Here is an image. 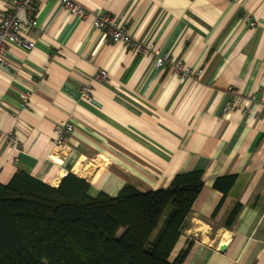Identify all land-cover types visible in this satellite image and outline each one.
Listing matches in <instances>:
<instances>
[{
	"label": "crops",
	"instance_id": "crops-1",
	"mask_svg": "<svg viewBox=\"0 0 264 264\" xmlns=\"http://www.w3.org/2000/svg\"><path fill=\"white\" fill-rule=\"evenodd\" d=\"M73 1L84 17L63 0H35L34 47L6 45L0 183L25 170L56 187L72 173L91 195L115 197L125 184L165 188L174 174L201 170L171 259L190 240L182 264H264V0ZM6 11L0 0V17ZM99 12L147 51L95 29ZM157 54L169 58L158 68ZM178 61L193 72L182 81ZM65 120L74 130L57 151L53 128ZM229 174L235 180L221 201L212 184Z\"/></svg>",
	"mask_w": 264,
	"mask_h": 264
},
{
	"label": "trees",
	"instance_id": "trees-1",
	"mask_svg": "<svg viewBox=\"0 0 264 264\" xmlns=\"http://www.w3.org/2000/svg\"><path fill=\"white\" fill-rule=\"evenodd\" d=\"M203 172L176 173L165 188L125 184L91 195L72 173L56 187L16 170L0 183V264H182L192 242L170 255L202 186ZM234 174L212 186L226 196ZM220 201V202H221ZM239 204L226 221L230 225Z\"/></svg>",
	"mask_w": 264,
	"mask_h": 264
},
{
	"label": "built area",
	"instance_id": "built-area-1",
	"mask_svg": "<svg viewBox=\"0 0 264 264\" xmlns=\"http://www.w3.org/2000/svg\"><path fill=\"white\" fill-rule=\"evenodd\" d=\"M7 11L0 17V66H5L6 45L14 43L25 50H31L34 42L29 38V31L35 25V0H6ZM65 8L77 17H84L85 9L73 0H63ZM254 26V22H250ZM92 26L95 29L105 30L112 42H121L133 47L138 53L146 52L147 49L141 46L134 38H132L122 22H118L109 14L99 12L94 15ZM169 58L165 55L157 54L155 66L161 67L168 62ZM174 72L182 81L188 75L193 74L189 67H185L182 62H174L172 64ZM98 79H105L106 72L100 70L96 76ZM90 93L89 86L81 88V95L87 98ZM231 109V104L225 105V110ZM74 125L70 120L58 122L52 132L51 144L52 148L57 151H64L67 147L66 141L68 136L73 132Z\"/></svg>",
	"mask_w": 264,
	"mask_h": 264
},
{
	"label": "water",
	"instance_id": "water-1",
	"mask_svg": "<svg viewBox=\"0 0 264 264\" xmlns=\"http://www.w3.org/2000/svg\"><path fill=\"white\" fill-rule=\"evenodd\" d=\"M224 249V246H220V250H223Z\"/></svg>",
	"mask_w": 264,
	"mask_h": 264
}]
</instances>
